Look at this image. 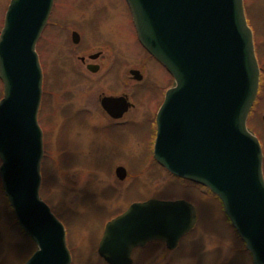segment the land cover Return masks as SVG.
<instances>
[{"label": "water", "instance_id": "obj_1", "mask_svg": "<svg viewBox=\"0 0 264 264\" xmlns=\"http://www.w3.org/2000/svg\"><path fill=\"white\" fill-rule=\"evenodd\" d=\"M127 2L140 42L175 78L157 115L154 158L218 195L254 264H264L263 153L247 127L260 70L243 0ZM53 3L11 0L0 34V176L19 224L37 244L25 264L72 261L65 227L40 196L43 73L36 44ZM73 41H80L77 32ZM101 104L115 118L130 106L125 97ZM116 174L124 180L127 170L119 166ZM196 217L185 200L133 203L107 223L99 254L109 264H132L133 249L147 242L164 240L173 249Z\"/></svg>", "mask_w": 264, "mask_h": 264}, {"label": "rangeland", "instance_id": "obj_2", "mask_svg": "<svg viewBox=\"0 0 264 264\" xmlns=\"http://www.w3.org/2000/svg\"><path fill=\"white\" fill-rule=\"evenodd\" d=\"M9 3L0 0V32ZM246 6L255 15L256 51L264 64V0H255L254 8L245 0ZM74 30L82 35L79 45L72 41ZM135 33L126 0H55L37 44L44 73L41 195L66 226L73 264H106L98 253L106 221L150 198L186 199L197 207L198 220L178 247L155 242L137 251L135 264H253L220 199L154 160L155 113L173 80L145 59ZM99 51L105 54L101 62L88 61L101 69L92 72L80 57ZM132 69L141 70L144 80L134 79ZM113 93H127L135 104L120 121L101 111L100 98ZM263 115L262 77L248 124L264 149ZM120 165L128 170L124 180L116 175ZM35 248L17 222L0 177V264H24Z\"/></svg>", "mask_w": 264, "mask_h": 264}, {"label": "flooded vegetation", "instance_id": "obj_3", "mask_svg": "<svg viewBox=\"0 0 264 264\" xmlns=\"http://www.w3.org/2000/svg\"><path fill=\"white\" fill-rule=\"evenodd\" d=\"M250 4L252 5V7H253V5L255 4V0H250ZM246 8V15H247V20H248V24H249V26L251 27V29L253 30V34H254V40H255V36H256V30H255V28H258L257 27V24L255 23V15L252 13V11L251 10H249L248 11V9H247V6L245 7ZM254 8V7H253ZM49 23V22H48ZM259 27L260 28H262L260 25H259ZM75 31H77V30H74V31H72V34H73V32H75ZM79 34H80V36H81V38H80V42L79 43H77L76 45H79L80 43H81V41H82V35H81V33L79 32V31H77ZM136 34V42L138 43V45H139V47H140V49H141V51H142V53L144 52V54H146V60L147 61H153L154 63H156V64H158V65H160V63L151 55V54H149V52L140 44V42H139V40H138V37H137V33H135ZM74 43V42H73ZM75 44V43H74ZM255 49H257V47H256V44H255ZM258 50V49H257ZM96 55V57L95 58H92V56H95ZM104 56H105V54H103V52L102 51H99V52H97V53H95V54H89L88 56H81L80 58H81V60H82V62L83 63H86V66H87V68H88V66L89 65H94V66H97L98 67V71H99V69H101V64H99V63H94V62H89V61H99V62H101L103 59H104ZM256 56H257V59H258V62H259V66H260V73H261V80H262V77L264 78V64L262 63V61H261V58H260V56L258 55V51H256ZM117 59V58H116ZM89 60V61H88ZM97 61V62H98ZM161 66V65H160ZM132 70H138L139 72H140V76H141V79L140 80H138V81H143L144 80V75H143V73L141 72V70H139V69H132ZM132 70H130V72L132 71ZM97 71V72H98ZM172 78V77H171ZM171 80H173V78L171 79ZM173 84V83H172ZM260 89H261V81H260ZM166 92V91H165ZM164 95H163V98H162V100H161V102L159 103V105L158 106H160L161 105V103H162V101H163V99H164V96H165V93H163ZM104 96H112V97H122V96H127V98H128V100L129 101H131V98H130V96L127 94V93H121V94H118V93H113V94H109V95H103L101 98H100V101H101V99L104 97ZM157 96V95H156ZM131 103H132V106L129 108V110L125 113V114H123L122 115V117L121 118H113V117H111L104 109H103V107L102 106H100L101 107V111L107 116V117H109L110 119H112V120H114V121H120L122 118H124L127 114H128V112L133 108V107H135V104H134V102H132L131 101ZM100 105H101V103H100ZM157 109V108H156ZM156 112H157V110H156ZM156 114V113H155ZM259 136V135H258ZM259 139H260V141H261V143H262V140H261V137L259 136ZM262 145H263V143H262ZM182 240V239H181ZM180 240V241H181ZM156 242H160V241H156ZM155 242H152V243H149V244H147V245H145L144 247H138V248H136L134 251H133V254H132V258H133V264H135L136 263V257H135V255H136V253H137V251L139 250V249H145V248H147L148 246H150V245H152V244H154ZM179 244H180V242H179ZM179 246V245H178ZM106 263V262H105ZM107 264V263H106Z\"/></svg>", "mask_w": 264, "mask_h": 264}]
</instances>
